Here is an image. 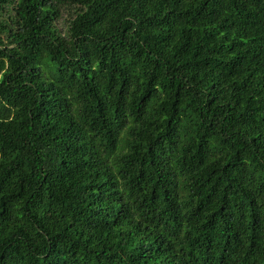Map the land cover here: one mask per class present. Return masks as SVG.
Returning <instances> with one entry per match:
<instances>
[{"label": "trees", "instance_id": "1", "mask_svg": "<svg viewBox=\"0 0 264 264\" xmlns=\"http://www.w3.org/2000/svg\"><path fill=\"white\" fill-rule=\"evenodd\" d=\"M0 264H264V0H0Z\"/></svg>", "mask_w": 264, "mask_h": 264}]
</instances>
